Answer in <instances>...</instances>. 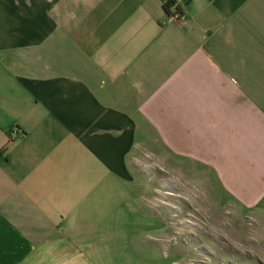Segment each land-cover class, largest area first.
<instances>
[{
	"label": "crops",
	"instance_id": "crops-1",
	"mask_svg": "<svg viewBox=\"0 0 264 264\" xmlns=\"http://www.w3.org/2000/svg\"><path fill=\"white\" fill-rule=\"evenodd\" d=\"M141 154L264 262V0H0V264H173Z\"/></svg>",
	"mask_w": 264,
	"mask_h": 264
},
{
	"label": "rangeland",
	"instance_id": "rangeland-1",
	"mask_svg": "<svg viewBox=\"0 0 264 264\" xmlns=\"http://www.w3.org/2000/svg\"><path fill=\"white\" fill-rule=\"evenodd\" d=\"M154 162L141 154L131 168L140 187L153 196L148 199L154 208L151 223L164 229L171 243L167 251L173 264H264L256 258V248H251L255 245L251 228H243L240 219L231 215H203L195 207L193 190L186 188L183 195L178 193L177 186L163 185L161 164ZM158 236L153 234L154 241L161 240Z\"/></svg>",
	"mask_w": 264,
	"mask_h": 264
},
{
	"label": "trees",
	"instance_id": "trees-1",
	"mask_svg": "<svg viewBox=\"0 0 264 264\" xmlns=\"http://www.w3.org/2000/svg\"><path fill=\"white\" fill-rule=\"evenodd\" d=\"M174 3L170 2L165 6V12L167 13V15H172L173 11L172 8L174 7ZM176 13H178V9L176 8Z\"/></svg>",
	"mask_w": 264,
	"mask_h": 264
},
{
	"label": "built area",
	"instance_id": "built-area-1",
	"mask_svg": "<svg viewBox=\"0 0 264 264\" xmlns=\"http://www.w3.org/2000/svg\"><path fill=\"white\" fill-rule=\"evenodd\" d=\"M176 8H177V6L176 5H174V7L172 8V11H173V15L174 16H177V17H180V14L179 13H176Z\"/></svg>",
	"mask_w": 264,
	"mask_h": 264
}]
</instances>
